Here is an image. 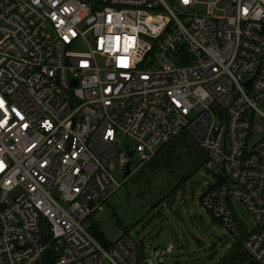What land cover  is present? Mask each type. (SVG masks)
Segmentation results:
<instances>
[{
    "label": "built area",
    "instance_id": "2783aa9c",
    "mask_svg": "<svg viewBox=\"0 0 264 264\" xmlns=\"http://www.w3.org/2000/svg\"><path fill=\"white\" fill-rule=\"evenodd\" d=\"M263 108L264 0H0V264H143L93 219L129 153L148 164L184 131L220 178L202 204L239 241V200L264 264Z\"/></svg>",
    "mask_w": 264,
    "mask_h": 264
},
{
    "label": "rangeland",
    "instance_id": "374dc122",
    "mask_svg": "<svg viewBox=\"0 0 264 264\" xmlns=\"http://www.w3.org/2000/svg\"><path fill=\"white\" fill-rule=\"evenodd\" d=\"M137 145L130 137L122 138L123 150L134 151ZM153 160L144 165L136 155L131 177L124 180L116 174L122 187L95 215L92 227L99 226L107 246L123 236L137 243L143 240L150 258L154 250L174 245V253L156 264L219 263L238 240L202 204L204 194L219 184L220 178L207 171V157L200 145L184 131L159 148ZM234 205L239 221L251 231L257 229L243 204L237 200Z\"/></svg>",
    "mask_w": 264,
    "mask_h": 264
},
{
    "label": "water",
    "instance_id": "95a60500",
    "mask_svg": "<svg viewBox=\"0 0 264 264\" xmlns=\"http://www.w3.org/2000/svg\"><path fill=\"white\" fill-rule=\"evenodd\" d=\"M252 82H253V80H251L250 82H248L246 84L247 88H250ZM129 157H130V161L126 167V173H125V177H124L125 180H127L133 174L132 173L133 172L132 171V160L135 157L134 152L129 153ZM238 228H239V241H238L237 245H235L234 248L228 254H226V256L217 264H233L235 262L236 258L238 257V255L240 254V246L244 244V242L249 237L250 233H249V227L244 221L238 222ZM49 240H50V236L47 235L45 237L44 244L47 245ZM139 244H140V248H141L140 260L143 264H147L146 263V260H147L146 244L143 240H141ZM43 264H53V254H52V250L50 248H47L45 251Z\"/></svg>",
    "mask_w": 264,
    "mask_h": 264
},
{
    "label": "trees",
    "instance_id": "16d2710c",
    "mask_svg": "<svg viewBox=\"0 0 264 264\" xmlns=\"http://www.w3.org/2000/svg\"><path fill=\"white\" fill-rule=\"evenodd\" d=\"M160 152V151H159ZM154 160H152L150 163H152ZM92 235L105 247L109 248L111 244L107 246L105 237L103 233L100 231L99 226L93 225L91 228ZM237 245V244H236ZM233 264H256L245 252L243 245L240 246V254L236 258L235 262Z\"/></svg>",
    "mask_w": 264,
    "mask_h": 264
},
{
    "label": "crops",
    "instance_id": "0c3cea01",
    "mask_svg": "<svg viewBox=\"0 0 264 264\" xmlns=\"http://www.w3.org/2000/svg\"><path fill=\"white\" fill-rule=\"evenodd\" d=\"M161 148V147H160ZM159 150V149H158ZM157 153H158V151H157ZM156 157V156H155Z\"/></svg>",
    "mask_w": 264,
    "mask_h": 264
}]
</instances>
